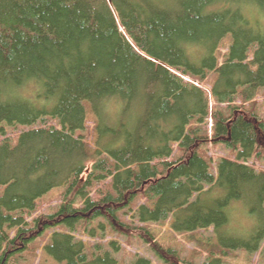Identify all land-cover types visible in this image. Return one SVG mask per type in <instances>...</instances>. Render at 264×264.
Returning <instances> with one entry per match:
<instances>
[{"label":"trees","instance_id":"16d2710c","mask_svg":"<svg viewBox=\"0 0 264 264\" xmlns=\"http://www.w3.org/2000/svg\"><path fill=\"white\" fill-rule=\"evenodd\" d=\"M261 87L264 0H0V264H126L116 237L194 264L155 235L170 216L200 264L259 249ZM208 143L236 158L214 162ZM57 187L58 207L35 216ZM232 201L256 219L246 237L223 233ZM107 235V249L80 237Z\"/></svg>","mask_w":264,"mask_h":264},{"label":"rangeland","instance_id":"374dc122","mask_svg":"<svg viewBox=\"0 0 264 264\" xmlns=\"http://www.w3.org/2000/svg\"><path fill=\"white\" fill-rule=\"evenodd\" d=\"M255 105L258 109V113L264 118V88L261 87V89L258 92L257 98L255 99ZM86 110L88 114L90 113L88 105H86ZM91 120L88 122L86 134L88 140L92 136V126L90 124ZM208 128H210V120L208 121ZM7 128H5L6 130ZM12 133L9 129L6 130V134ZM203 149H206L207 154L211 155L214 159V162L219 159L221 156H225L227 158L235 159L237 154V149H230V147H227L224 144H211L208 143L206 147H203ZM262 151L261 157H252L248 160V162L253 165L256 169H259L261 171H264V149ZM182 154V151L174 146L172 154L169 156V159H176L180 157ZM211 172L216 176L217 175V166L216 164H212ZM63 188H53L49 192H47L43 196V203L40 204V208L35 211V216L39 213L43 212H51L54 208L58 207V204L60 202L61 196L60 192H62ZM228 216H229V222L223 229V233L229 236L233 237H246L247 234H249L253 228L255 227V217L248 213L244 206L240 201H232L227 209ZM172 216L169 217V219L165 222H160L157 224H154L152 229L155 233V235L158 237L159 240L162 241V243H168L171 246L175 248L182 249L180 251L181 255L183 256H191L194 264H200L201 261L204 258V254L202 255L203 249H201V246L197 245L194 241H189L186 239V234H176L170 231L169 229V222ZM52 229L47 230L48 233H50ZM200 232V231H199ZM200 233L204 234V236H214V240H218L216 236V231L212 228H209V230H202ZM81 238L87 240L88 243L97 244L99 242L102 243V248L107 249L109 246L107 245L106 241L107 239L115 238L113 236L107 235L103 240L101 241L100 238L94 237V238H87L85 236H80ZM117 240L120 242V248H118L116 251H112L116 258L119 260L125 262L126 264L129 263V261L132 258V255L137 252L140 255H143L145 257H148L152 264H161V261L158 259L157 255L149 249L147 244L141 240L133 239L130 245H125L123 241V237H116ZM42 246V245H41ZM39 243L37 244V247H41ZM197 248L201 254H195L193 251ZM22 260V259H20ZM24 260V259H23ZM25 263L29 261L28 259L24 261ZM30 264H57L54 261L47 260L44 256L40 253L37 257H35L34 261H31ZM223 264H264V239L261 241L259 249L256 251H248L245 248H239L236 250H233L230 255L223 257Z\"/></svg>","mask_w":264,"mask_h":264},{"label":"bare ground","instance_id":"6f19581e","mask_svg":"<svg viewBox=\"0 0 264 264\" xmlns=\"http://www.w3.org/2000/svg\"><path fill=\"white\" fill-rule=\"evenodd\" d=\"M22 129H23V128H22ZM5 133H6V132H5ZM11 134H12V133H10V134H7V135L9 136V135H11ZM11 136H13V135H11Z\"/></svg>","mask_w":264,"mask_h":264}]
</instances>
